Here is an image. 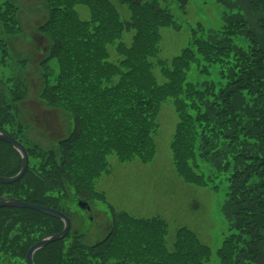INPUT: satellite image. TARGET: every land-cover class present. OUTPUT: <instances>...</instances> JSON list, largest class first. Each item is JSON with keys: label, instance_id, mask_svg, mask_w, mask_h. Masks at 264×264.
Returning a JSON list of instances; mask_svg holds the SVG:
<instances>
[{"label": "trees", "instance_id": "trees-1", "mask_svg": "<svg viewBox=\"0 0 264 264\" xmlns=\"http://www.w3.org/2000/svg\"><path fill=\"white\" fill-rule=\"evenodd\" d=\"M175 1L185 13L189 0ZM213 1L222 13L219 29L210 34L198 24L190 27L188 44L178 55L161 67L156 59L160 82L148 68L134 75L125 55L140 32L157 40L162 28L180 30L159 0H118L136 18L124 22L110 17L107 0H44L49 15L37 31L49 44L39 99L68 113L73 129L57 143V154L29 147L21 138L14 107L26 97L27 87L22 80L0 81V132L19 141L29 158L20 181L0 185V200L16 199L65 214L61 201L66 188L77 200L102 201L104 194L95 192L94 184L110 173L108 157L150 162L156 113L161 102L170 100L177 115L169 143L174 171L189 185L222 190L225 197L220 212L228 226L215 253L219 264H264V0ZM78 5L89 8L88 20L75 11ZM15 9L6 2L0 5V32L14 35L19 30ZM100 27L105 32L99 34ZM115 33H132V43L122 49L126 59L112 68L119 72L108 75L101 66L107 47L100 46L111 44ZM51 60L56 72L48 65ZM20 168V156L0 141V177H13ZM108 209L113 221L105 238L86 245L82 235L68 233L34 253L33 263H208L210 248L193 232L178 229L168 248L163 224L160 233L151 229L162 219L138 220ZM122 220L127 221L125 229ZM62 228L60 220L28 209H0V264H26L28 249Z\"/></svg>", "mask_w": 264, "mask_h": 264}, {"label": "rangeland", "instance_id": "rangeland-1", "mask_svg": "<svg viewBox=\"0 0 264 264\" xmlns=\"http://www.w3.org/2000/svg\"><path fill=\"white\" fill-rule=\"evenodd\" d=\"M107 1L110 17H116L121 22L136 20L126 4L118 0ZM5 2L16 8L19 30L14 35L0 32V43L4 49L3 55L0 53V81L22 80L27 87L24 100L14 106L16 120L22 127V140L29 147L37 146L44 151L52 150L57 154V143L71 133L73 125L68 113L51 108L39 99L43 83L42 63L47 58L49 43L38 34L37 29L46 21L49 11L44 0H0V5ZM159 3L162 9L173 13L175 23L181 27L180 30L162 28L159 30L157 40L150 39L148 34L140 32L134 47L136 51L133 49L125 55L126 61L133 65L131 71L134 75H142V71L148 68L147 71L162 82L163 79L155 64L156 59L159 60V67L166 65V62L187 46L190 27L198 24L205 32L212 34L219 29L223 18L221 9L213 0H189L185 13H181L177 8L175 0H159ZM74 9L82 20L89 19L90 10L87 6L78 5ZM100 9L102 6H97V10ZM95 22L91 17L90 24L95 26ZM137 22L142 23V18H137ZM102 29L99 28V34L105 32ZM131 43L132 33L124 35L115 33V39L111 44L100 46L101 49L107 47V54L102 51L106 63L101 66L108 69V75H116L119 72L112 71V68L119 60L126 59L122 49L127 50ZM48 65L56 72L54 60L49 61ZM211 74L216 75L215 72ZM54 75H51L50 80ZM3 91L9 99L6 89ZM155 122L157 124L153 135L155 152L150 164L140 162L138 159L121 161L114 154L107 156L111 172L95 181L94 190L97 193L102 192L104 199L100 197L102 201L95 199L88 203L91 220H88L77 207L79 200L72 195V189L66 188V198L61 204L71 222L69 235H82V241L86 245H93L105 238L113 221L108 209V206H111L115 212L130 216L128 218L144 221L154 217L163 219L156 229L154 227L151 229L160 233L161 227H165L164 241L168 248L172 246L178 229L184 228L193 232L198 240L210 248L211 255L207 264H219L215 253L228 226L220 212L225 200L223 191L213 193L205 187L189 185L180 179L172 168L169 143L174 133L177 115L170 100L160 103ZM126 222L122 220L124 229Z\"/></svg>", "mask_w": 264, "mask_h": 264}, {"label": "water", "instance_id": "water-1", "mask_svg": "<svg viewBox=\"0 0 264 264\" xmlns=\"http://www.w3.org/2000/svg\"><path fill=\"white\" fill-rule=\"evenodd\" d=\"M0 141L11 146L19 154V156L21 158V168L15 176L9 177V178L0 177V185H12V184L20 181L23 178V176H24V174L28 168V165H29L28 155H27L25 148L21 145V143H19L18 141L12 139L11 137H9L6 134L1 133V132H0ZM78 207L82 210L84 215L89 220H91L90 208H89L88 204L86 202L80 201V202H78ZM4 208L28 209V210L40 213L44 216H47V217H50L53 219H58L63 223V229L60 233L53 234L49 237L42 238L40 241L33 244L29 248V250L26 253V258H25L26 264H34L33 263V255L35 252L43 249L44 247H46L47 245H49L51 243L58 242V241L64 239L65 236L67 235V233L69 232L70 220L63 213H61L57 210L47 208L44 206L26 203V202L16 200V199L0 200V209H4Z\"/></svg>", "mask_w": 264, "mask_h": 264}]
</instances>
